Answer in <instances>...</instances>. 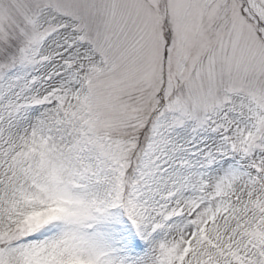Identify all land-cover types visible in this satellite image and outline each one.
Masks as SVG:
<instances>
[{
  "label": "snow or ice",
  "instance_id": "1",
  "mask_svg": "<svg viewBox=\"0 0 264 264\" xmlns=\"http://www.w3.org/2000/svg\"><path fill=\"white\" fill-rule=\"evenodd\" d=\"M0 264H264V0H0Z\"/></svg>",
  "mask_w": 264,
  "mask_h": 264
}]
</instances>
